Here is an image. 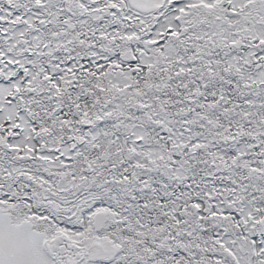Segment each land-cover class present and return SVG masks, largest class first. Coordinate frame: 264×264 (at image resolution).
Wrapping results in <instances>:
<instances>
[{
  "label": "snow or ice",
  "instance_id": "snow-or-ice-1",
  "mask_svg": "<svg viewBox=\"0 0 264 264\" xmlns=\"http://www.w3.org/2000/svg\"><path fill=\"white\" fill-rule=\"evenodd\" d=\"M0 264H264V0H0Z\"/></svg>",
  "mask_w": 264,
  "mask_h": 264
}]
</instances>
